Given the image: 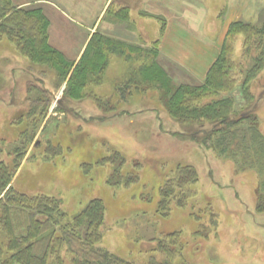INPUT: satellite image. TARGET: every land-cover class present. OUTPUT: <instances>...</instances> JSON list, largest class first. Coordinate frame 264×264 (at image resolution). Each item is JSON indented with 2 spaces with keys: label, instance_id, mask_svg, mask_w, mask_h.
Segmentation results:
<instances>
[{
  "label": "rangeland",
  "instance_id": "374dc122",
  "mask_svg": "<svg viewBox=\"0 0 264 264\" xmlns=\"http://www.w3.org/2000/svg\"><path fill=\"white\" fill-rule=\"evenodd\" d=\"M156 1L146 4L172 12L167 21L172 52L189 51L192 61L210 56L206 46L220 45L232 21H264V0H177V10L170 0ZM132 6L128 42L151 48L161 39L162 21L139 11L140 0ZM27 7H39L48 17L50 45L78 60L86 27L95 17L93 0H43ZM103 17L94 31L112 37L109 14ZM122 27L116 32L121 34ZM259 36L245 42L236 33L227 55L229 87L200 102L229 99L226 118L231 120L246 113L214 133L205 120L172 115L150 77L126 89L129 64L121 56L110 55L101 77L70 97L64 92L67 80L60 81L54 66L35 63L10 40L0 39V161L10 164L17 146L25 151L14 190L59 198L66 219L101 198L105 214L99 245L135 264L162 261L160 240L171 232L182 244L173 264H264V143L254 140L257 133L264 140V36ZM156 59L170 87L203 84L204 78L195 79L159 52ZM139 63L136 58L130 65ZM114 153L124 159L120 175L137 174L136 181L108 182L119 160ZM179 165L197 172V181L188 186L191 195L182 207L173 202L167 211L158 209L159 189Z\"/></svg>",
  "mask_w": 264,
  "mask_h": 264
},
{
  "label": "trees",
  "instance_id": "16d2710c",
  "mask_svg": "<svg viewBox=\"0 0 264 264\" xmlns=\"http://www.w3.org/2000/svg\"><path fill=\"white\" fill-rule=\"evenodd\" d=\"M110 6L111 4L107 6L106 14H111ZM113 11L116 20L129 24L130 14L127 7H119ZM144 15L160 18V32H163L165 22L162 17L149 12ZM48 26L49 19L41 8L18 6L11 0H0V39L10 40L17 52L31 61L54 66L58 70L60 81L67 80L64 89L67 95L72 92L79 95L87 82L101 77L109 56L118 55L129 64L128 77L124 81L126 89H130L132 84L136 88L140 84L138 81H150V77L161 88V96L166 99L165 103L172 115L180 120H205L213 125V133L241 121H226L231 103L229 99L200 104L204 97L229 87L230 64L227 55L233 37L240 32L245 42H249L261 40L259 35L264 36V21L260 24L243 20L231 22L225 32L220 52L209 67L203 84H180L172 88L170 77L156 59L159 39L152 43L151 48H146L105 35L97 29L88 39L79 59L75 61L66 58L50 45ZM136 58L140 63L132 68L130 64ZM259 135L257 133L254 140L263 144L264 140ZM23 151L24 149L17 146L13 150L10 164L0 161V232L5 237V243L0 244V264H135L99 245L105 214L101 198L91 199L72 219H66L59 198L47 195L29 196L14 190L12 180L22 164L25 154ZM254 151L257 152V149ZM113 155L119 160L108 182L118 185L121 182L128 184L136 181L137 174L126 177L120 175L124 159L117 153ZM104 162L105 158L100 160V163ZM197 179L198 175L193 166H177L174 175L159 189L158 209L167 211L173 202L182 207L185 199L191 195L188 186ZM160 249L165 252V258L162 261L151 258L149 263L173 264L174 257L180 255L182 249L179 234L171 232L164 235L160 240Z\"/></svg>",
  "mask_w": 264,
  "mask_h": 264
},
{
  "label": "crops",
  "instance_id": "0c3cea01",
  "mask_svg": "<svg viewBox=\"0 0 264 264\" xmlns=\"http://www.w3.org/2000/svg\"><path fill=\"white\" fill-rule=\"evenodd\" d=\"M132 1L134 0H101L100 2L98 0H93L94 6L97 7L96 12L94 13L95 17H94V20L90 22L91 23L89 24L90 26L86 27V30H85L86 34L83 40L84 42L82 43L81 47L79 48L77 52L78 53L77 58L81 55L83 49L85 48V45L88 39L90 38L91 34L93 33L94 28H98L97 25L102 23V20L104 18L103 17L104 11L107 8V6L110 4H111L110 7L112 10H111V14H109L110 17L106 22L108 26V33L112 34V36H114L115 38L123 39V40H126L127 42L130 40L131 30H132L130 25L127 23V26H125L126 22L120 23V21L115 19L114 17L115 15L112 13H114L113 10L118 9L120 6L127 7L129 14H130V18H131V13H132V10L134 9V7L132 6ZM147 1L148 0H140V6L137 7L139 11L142 10V11L149 12L155 15L163 16L166 19L164 30L163 32H160L161 39H159V44H158L159 53L166 59L172 61L173 63L178 65L180 68L185 70L188 74H190L195 79L202 80L205 77L209 67L211 66L213 61L216 59V57L218 56L222 43L220 45L216 43V46L214 49L210 48L209 46H206V51L207 52L210 51V56H208L207 58H203V59L195 58L194 61L189 60L190 58L189 51H184L181 53L177 52V54H174L171 50L170 39L168 38V31H169L168 24L169 23H167V21L169 17L168 15H170L171 11L166 9L165 8L166 6H160L159 8H152L150 6H147L146 4ZM12 2L18 6H30V5L41 3L43 2V0H12ZM156 2H158V4H161L163 3V0H157ZM169 2H170V5L177 10L175 6L177 0H174L175 2L174 4H173V0H170ZM139 11H138V15L141 16ZM234 21H237V20H234ZM183 22L184 23L186 22V18L183 19ZM118 25L123 26L121 34L116 32L117 30L115 29V27ZM224 29H225V26H223L222 30ZM127 31L129 32L128 34L126 33ZM198 37L200 38V40L203 41L202 37L200 36ZM207 45H208V42H207Z\"/></svg>",
  "mask_w": 264,
  "mask_h": 264
},
{
  "label": "water",
  "instance_id": "95a60500",
  "mask_svg": "<svg viewBox=\"0 0 264 264\" xmlns=\"http://www.w3.org/2000/svg\"><path fill=\"white\" fill-rule=\"evenodd\" d=\"M246 113H242L240 115H238L237 117H235L233 120H240L241 118H243L245 116ZM230 118H226V121H230Z\"/></svg>",
  "mask_w": 264,
  "mask_h": 264
}]
</instances>
